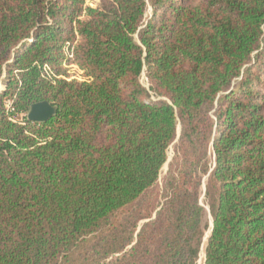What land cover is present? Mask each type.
I'll return each instance as SVG.
<instances>
[{
    "label": "trees",
    "instance_id": "1",
    "mask_svg": "<svg viewBox=\"0 0 264 264\" xmlns=\"http://www.w3.org/2000/svg\"><path fill=\"white\" fill-rule=\"evenodd\" d=\"M88 1L0 0V264H264V0Z\"/></svg>",
    "mask_w": 264,
    "mask_h": 264
},
{
    "label": "water",
    "instance_id": "2",
    "mask_svg": "<svg viewBox=\"0 0 264 264\" xmlns=\"http://www.w3.org/2000/svg\"><path fill=\"white\" fill-rule=\"evenodd\" d=\"M56 111V107L46 102H40L30 106L27 111L26 118L30 122L42 124L52 119L55 116ZM209 234L210 231L206 234L205 239L208 238Z\"/></svg>",
    "mask_w": 264,
    "mask_h": 264
},
{
    "label": "rangeland",
    "instance_id": "3",
    "mask_svg": "<svg viewBox=\"0 0 264 264\" xmlns=\"http://www.w3.org/2000/svg\"><path fill=\"white\" fill-rule=\"evenodd\" d=\"M99 1L100 0H89L88 2H86V4L87 5H89L90 7H95L98 3H99ZM77 68H74L73 67V71H75V72H77V70H76ZM72 74H75L74 72H72ZM141 82H142V84L144 85V86H146L147 84H146V81H145V79L144 78H142L141 79ZM0 89H2V85H0ZM170 156L172 155V150L170 151V154H169ZM166 170V167L164 168V171ZM204 191H205V189H204V187L202 188V196H201V198L203 199V197H204ZM199 264H201V262L199 263Z\"/></svg>",
    "mask_w": 264,
    "mask_h": 264
},
{
    "label": "built area",
    "instance_id": "4",
    "mask_svg": "<svg viewBox=\"0 0 264 264\" xmlns=\"http://www.w3.org/2000/svg\"><path fill=\"white\" fill-rule=\"evenodd\" d=\"M71 67H72V69H73V67H74V68H77V67L74 66V65H72ZM76 70H77V72L74 71L75 74H73L72 79H76V80H78V81H81V80H82L81 72H80V70H79L78 68H77Z\"/></svg>",
    "mask_w": 264,
    "mask_h": 264
}]
</instances>
